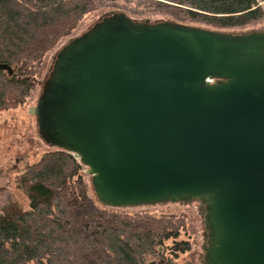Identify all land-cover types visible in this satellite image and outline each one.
Masks as SVG:
<instances>
[{
	"label": "water",
	"instance_id": "obj_1",
	"mask_svg": "<svg viewBox=\"0 0 264 264\" xmlns=\"http://www.w3.org/2000/svg\"><path fill=\"white\" fill-rule=\"evenodd\" d=\"M34 114L104 207L198 201L205 264H264V29L106 15L56 54Z\"/></svg>",
	"mask_w": 264,
	"mask_h": 264
},
{
	"label": "trees",
	"instance_id": "obj_2",
	"mask_svg": "<svg viewBox=\"0 0 264 264\" xmlns=\"http://www.w3.org/2000/svg\"><path fill=\"white\" fill-rule=\"evenodd\" d=\"M263 1L157 0L159 7L181 9L185 20L224 30L263 20ZM97 2L0 0V64L15 70L13 76L0 70V112L32 101L44 59ZM84 170L75 156L54 149L16 176L30 209L11 198L2 205L0 264H142L145 257H160L159 247L174 255L189 251V243L178 240L183 217L104 207Z\"/></svg>",
	"mask_w": 264,
	"mask_h": 264
},
{
	"label": "rangeland",
	"instance_id": "obj_3",
	"mask_svg": "<svg viewBox=\"0 0 264 264\" xmlns=\"http://www.w3.org/2000/svg\"><path fill=\"white\" fill-rule=\"evenodd\" d=\"M158 4L157 0H98L93 10L82 18L79 28L63 41L54 53L44 59L37 77L38 86L32 101L25 106L0 112V210L8 198L17 202L24 210L30 209L29 199L24 190L16 186L15 178L27 164L39 162L45 153L54 150L40 138L37 118L34 114V109L42 93L43 83L50 75L56 54L71 39L82 36L101 18L112 13H125L140 22L172 21L188 26L237 33L264 29V18L244 28L227 30L213 28L183 19V12L176 6L159 7ZM172 4L174 3H171V6H173ZM260 5L264 6V1ZM75 159L78 160L76 157ZM84 168L86 181L90 185L91 177L87 173V168ZM90 194L94 195L92 190ZM122 210L129 212L151 210L154 215L177 214L183 217L185 222V229L181 230L178 240L179 242H188L189 251L178 252L177 255H174L170 253V250L164 251L163 247H159L160 257H145L142 264H205L204 248L207 231L200 202L193 201L190 204L168 203ZM172 245L173 243L168 241L166 248H170Z\"/></svg>",
	"mask_w": 264,
	"mask_h": 264
}]
</instances>
